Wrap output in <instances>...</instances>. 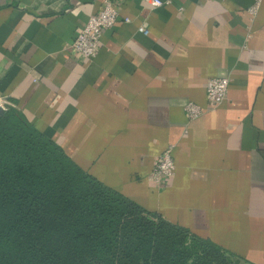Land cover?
Instances as JSON below:
<instances>
[{
    "label": "crops",
    "instance_id": "1",
    "mask_svg": "<svg viewBox=\"0 0 264 264\" xmlns=\"http://www.w3.org/2000/svg\"><path fill=\"white\" fill-rule=\"evenodd\" d=\"M110 1L117 21L85 61L69 47L102 0H0V102L104 186L264 264V0L254 16L257 0ZM215 76L229 84L210 109ZM188 102L205 113L189 121ZM169 146L174 175L157 186Z\"/></svg>",
    "mask_w": 264,
    "mask_h": 264
},
{
    "label": "trees",
    "instance_id": "2",
    "mask_svg": "<svg viewBox=\"0 0 264 264\" xmlns=\"http://www.w3.org/2000/svg\"><path fill=\"white\" fill-rule=\"evenodd\" d=\"M85 173L16 108L0 110V264H241Z\"/></svg>",
    "mask_w": 264,
    "mask_h": 264
},
{
    "label": "built area",
    "instance_id": "3",
    "mask_svg": "<svg viewBox=\"0 0 264 264\" xmlns=\"http://www.w3.org/2000/svg\"><path fill=\"white\" fill-rule=\"evenodd\" d=\"M207 1V0H205ZM223 1V0H221ZM169 1L153 0L152 4L155 7L168 4ZM259 6V0L247 10L250 16H254ZM118 18V12L116 7L110 0H102L99 10L92 14L85 25L77 32L74 40L70 44L69 49L76 56L85 61H91L97 54L100 47V37L105 30L112 28ZM125 23L129 21L128 18H124ZM138 32L147 34V31L143 27L138 28ZM229 80L225 76H215L208 79L205 83V96L210 109L219 107L226 100ZM7 104L0 102V109L3 110ZM183 110L189 121L195 120L201 117L205 110L199 105L192 102H188L184 105ZM175 171V164L172 157V147H167L157 157L151 179L157 186L165 185Z\"/></svg>",
    "mask_w": 264,
    "mask_h": 264
},
{
    "label": "water",
    "instance_id": "4",
    "mask_svg": "<svg viewBox=\"0 0 264 264\" xmlns=\"http://www.w3.org/2000/svg\"><path fill=\"white\" fill-rule=\"evenodd\" d=\"M1 110V109H0Z\"/></svg>",
    "mask_w": 264,
    "mask_h": 264
}]
</instances>
